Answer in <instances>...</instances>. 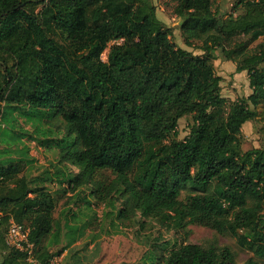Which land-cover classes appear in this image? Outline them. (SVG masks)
I'll return each mask as SVG.
<instances>
[{"label": "trees", "instance_id": "1", "mask_svg": "<svg viewBox=\"0 0 264 264\" xmlns=\"http://www.w3.org/2000/svg\"><path fill=\"white\" fill-rule=\"evenodd\" d=\"M173 2L184 45L201 55L173 42L148 0H0V125L17 113L46 137L42 126L60 121L61 139L37 143L53 142L59 164L78 170L61 182L89 211L94 202L106 217L174 233L209 228L264 261V147L242 150L243 126L264 107V42L252 46L264 38V0H236L225 18L211 0ZM217 51L246 74L248 97L222 96ZM32 183L19 162L0 166V264H48L51 247L76 242ZM10 222L28 229L32 263L7 245ZM157 242L141 264H235L226 247Z\"/></svg>", "mask_w": 264, "mask_h": 264}, {"label": "rangeland", "instance_id": "2", "mask_svg": "<svg viewBox=\"0 0 264 264\" xmlns=\"http://www.w3.org/2000/svg\"><path fill=\"white\" fill-rule=\"evenodd\" d=\"M156 10V17L172 32V40L179 47L193 55H201L195 49L184 45L179 30V20L172 13L173 0H148ZM212 10L223 18L232 13V7L236 0H211ZM260 38L252 46L263 43ZM218 58L213 62L215 74L222 79L221 94L229 101L246 98L251 94L248 78L245 73L236 74L235 66L230 62L221 60L220 52L215 53ZM107 51L101 56L106 62ZM261 113L259 121L248 123L242 129V150L264 147V107L258 109ZM10 125H0V166H8L19 162L21 165V176L33 181L31 188L44 187L53 196L56 209L53 213L54 219L68 221L69 225L76 228V242L67 250L60 253L66 244L63 239L61 243L50 248L57 264H141L146 252L157 243L161 246L168 243L169 246L181 244H193L202 248L215 246L217 248H228L234 255L235 264H244L248 259H254L258 264L264 261L256 259L251 253L238 247L236 240L229 234H220L209 228L192 225L185 231L174 233L159 228L156 222L148 220L143 227L137 226L134 221H118L115 217L104 216L109 209L102 206L96 207L93 202L92 212L75 198L73 193L67 189L66 182H61L63 176L70 178L78 172L71 165L59 164L58 149L54 146V140L62 138L63 126L60 121L52 120L51 126H42L47 136L42 137L33 133V128L17 113L8 115ZM191 117H184L178 122V137L182 141L189 132ZM53 140L50 148L41 147L37 138ZM107 173H100L96 179L107 180ZM186 193L183 192L180 200H185ZM93 201V200H92ZM58 253H60L58 255Z\"/></svg>", "mask_w": 264, "mask_h": 264}, {"label": "built area", "instance_id": "3", "mask_svg": "<svg viewBox=\"0 0 264 264\" xmlns=\"http://www.w3.org/2000/svg\"><path fill=\"white\" fill-rule=\"evenodd\" d=\"M6 243L8 246L23 252L27 255V262H33V245L28 243V229H24L21 225L10 222L6 235ZM48 264H57L52 259Z\"/></svg>", "mask_w": 264, "mask_h": 264}]
</instances>
